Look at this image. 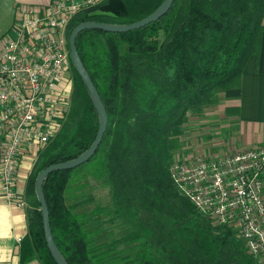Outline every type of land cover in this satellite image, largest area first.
Returning <instances> with one entry per match:
<instances>
[{
    "label": "trees",
    "instance_id": "trees-1",
    "mask_svg": "<svg viewBox=\"0 0 264 264\" xmlns=\"http://www.w3.org/2000/svg\"><path fill=\"white\" fill-rule=\"evenodd\" d=\"M164 0H99L71 20L132 23ZM264 0H175L166 14L136 29H83L79 54L108 111V125L92 157L51 172L43 182L54 239L70 264H261L234 227L215 223L175 186L169 166L191 114H203L221 92L241 84L244 67L260 55ZM70 47V45H69ZM73 89L56 136L37 154L28 176V232L22 264H57L44 233L35 184L46 166L80 155L94 141L99 116L70 55ZM88 170L104 177L111 204L130 229L98 244L84 201L71 196ZM70 198H73L70 200ZM119 243L132 247L118 250Z\"/></svg>",
    "mask_w": 264,
    "mask_h": 264
},
{
    "label": "built area",
    "instance_id": "built-area-1",
    "mask_svg": "<svg viewBox=\"0 0 264 264\" xmlns=\"http://www.w3.org/2000/svg\"><path fill=\"white\" fill-rule=\"evenodd\" d=\"M97 1L22 5L0 39V188L11 204L28 206L26 189L16 179L20 161L27 152L36 158L69 111V25ZM169 170L181 194L213 222L236 228L248 251L264 264V145L173 159Z\"/></svg>",
    "mask_w": 264,
    "mask_h": 264
},
{
    "label": "crops",
    "instance_id": "crops-1",
    "mask_svg": "<svg viewBox=\"0 0 264 264\" xmlns=\"http://www.w3.org/2000/svg\"><path fill=\"white\" fill-rule=\"evenodd\" d=\"M51 1L0 0V39L10 31L18 19L17 12L20 6L43 7ZM215 105L219 109L222 108V113L219 112L218 116L226 117L228 120L231 118V122L228 121L226 124L234 123L235 130L230 136L229 144L205 148L203 150L205 153L222 155L226 152L264 145V32L261 53L251 57L247 62L240 86L221 92ZM216 116L213 115L211 121L220 120ZM226 121L222 122L221 128L225 127ZM34 160L35 153L27 152L20 161L16 179L24 189H26ZM27 208L9 203L0 188V264H22L20 248L22 238L28 232Z\"/></svg>",
    "mask_w": 264,
    "mask_h": 264
},
{
    "label": "rangeland",
    "instance_id": "rangeland-1",
    "mask_svg": "<svg viewBox=\"0 0 264 264\" xmlns=\"http://www.w3.org/2000/svg\"><path fill=\"white\" fill-rule=\"evenodd\" d=\"M206 109H208L206 113H204L205 110L203 114L190 115V120L186 125V132L180 140V147L173 153L171 161L173 159L188 158L198 153H205L203 151L205 148L210 149L216 145L229 144L230 136L233 135L235 130L234 123L230 125L226 124L231 118L228 120L226 117L222 118V116H218L219 112L222 113V108H217L215 103L208 105ZM213 115H217L216 117H219L220 120L211 121ZM224 121H226L225 127L221 128L220 126H223L222 122ZM109 190L110 187L106 178L96 177L89 173L88 170H84L81 179L74 184V189L70 194L74 198L78 197L79 199L85 200L81 209L89 214L88 225L95 232L96 242L104 246L110 244L112 240L123 235L130 229L128 226L129 222L125 218H112L111 215L103 212L100 218L97 219L96 214L93 213L96 207L111 204ZM28 206L30 207L29 204ZM233 232L237 233V229L234 228ZM115 247L118 250L128 251L132 247V244L119 243Z\"/></svg>",
    "mask_w": 264,
    "mask_h": 264
},
{
    "label": "water",
    "instance_id": "water-1",
    "mask_svg": "<svg viewBox=\"0 0 264 264\" xmlns=\"http://www.w3.org/2000/svg\"><path fill=\"white\" fill-rule=\"evenodd\" d=\"M174 1L175 0H164L149 15H147L146 17L138 21L132 22V23L119 24V23H108V22H100V21H95V20H88V21H83L77 24L71 30V33L69 36L71 59H72L75 69L77 70V72L79 73L82 80L85 82V84L87 85L90 91L91 97L93 99L95 108L99 116V127H98L97 135L94 141L85 151H83L80 155L74 158L52 163L46 166L38 173L37 178H36L35 190H36L37 198L41 204L45 239H46L48 248L53 258L57 262V264H70V263L67 261V259L61 252L60 248L58 247L54 239L53 230L51 226L49 206H48V203H47V200L44 194V190H43V182L45 178L53 171L73 168V167H76L88 161L92 157V155L96 152L98 146L100 145L103 135L107 129L108 121H109L108 111L102 100L100 92L98 91L89 71L87 70L79 54L77 44H76V38L83 29H103L107 31H127L131 29L143 27L159 19L164 14H166L168 10L170 9V7L172 6Z\"/></svg>",
    "mask_w": 264,
    "mask_h": 264
}]
</instances>
